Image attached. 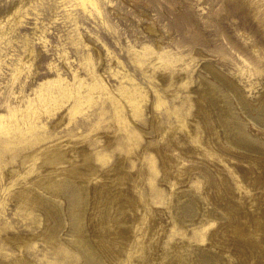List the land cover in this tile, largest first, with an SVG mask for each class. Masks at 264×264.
I'll return each mask as SVG.
<instances>
[{
    "label": "bare ground",
    "instance_id": "obj_1",
    "mask_svg": "<svg viewBox=\"0 0 264 264\" xmlns=\"http://www.w3.org/2000/svg\"><path fill=\"white\" fill-rule=\"evenodd\" d=\"M79 3L91 13L94 8L101 15L98 0H79ZM236 8L247 16L255 14L264 22V0H238ZM147 26L154 30L151 25ZM256 32L264 34V30ZM154 41L156 48L149 44L141 50L130 46L128 51L133 60L140 64L151 55L158 59V62L150 59L149 62L154 69H159L158 78L162 82L185 84L188 64L182 67V73H176L177 57L169 50L160 49L164 43L161 37ZM231 44L237 56L254 63L264 73V39L262 42L251 40L246 43L247 48ZM94 53L99 58L98 64H94L90 54L85 57L89 79L76 72L71 73L70 79L58 73L54 78L39 82L22 103L11 104L7 98L3 99L6 112L0 113V167L12 161L18 149H23L20 164L32 159L35 171L11 193L18 206L29 204L43 214L48 225L44 233L75 264H119L125 258H129L130 264H264V242L259 245L256 239L257 231H264V215L242 210L239 190L232 182V176L237 173L255 182H264V92L253 103L237 81L206 62L204 69L212 78L198 72V86L191 89L192 95H185V112L168 107L157 93L149 108L148 131L160 126L161 117L155 108L162 105L167 116L174 114L177 123L169 129L172 144L157 147L155 154L149 156V166L153 171L160 168L167 176L174 172L186 174L187 168L179 166L180 161L186 155H194L208 176L209 200L184 189L173 190L166 196L156 185L151 186L149 198L161 202L163 210L181 230L193 227L198 240L210 237L211 248L188 243V238L177 241L174 236L166 237L157 230L158 220L153 213L147 215L144 229L135 232L131 219L137 217L142 207L141 195L134 190L135 178L120 164L99 171L89 148L88 132L69 138L65 143L39 147L49 136L45 133L43 112L49 114L65 107L62 121H72L98 103V114L103 117L106 102L111 106L112 134L120 149L132 151L141 144V135L147 131L135 118L142 114L146 92L137 83L125 85L123 80L112 88L98 68L103 64L100 52ZM231 58L234 61L236 57ZM117 72L112 71V74ZM250 121L261 127L258 133L248 129ZM176 127L180 131L178 137L173 136ZM172 149H177L178 154L174 155ZM105 155L96 153L103 161ZM36 159L39 161L35 162ZM60 162L66 165L58 167ZM210 202L215 210L209 206ZM206 220L217 224L207 229ZM138 233H141L139 241ZM0 264L33 263L19 256L2 257Z\"/></svg>",
    "mask_w": 264,
    "mask_h": 264
},
{
    "label": "rangeland",
    "instance_id": "obj_2",
    "mask_svg": "<svg viewBox=\"0 0 264 264\" xmlns=\"http://www.w3.org/2000/svg\"><path fill=\"white\" fill-rule=\"evenodd\" d=\"M237 1L98 0L101 10V15H98L94 8V13L84 9L79 0H0V113L6 112L3 99L7 98L11 104L22 103V99L32 95L33 88L39 82L54 78L58 73L70 79L71 73L76 72L89 79L85 57L90 54L94 64H98L99 58L94 53L98 50L103 62L98 68H101L112 88L123 80L125 85L137 83L146 92L142 114L135 118L138 125L147 131L141 135V144L132 151L120 149L112 134L111 106L106 102L103 117L98 114V103L86 108L87 117L86 113L79 114L75 121H62L65 107L49 114L43 112L44 129L49 136L41 141L39 147L65 143L69 138L88 132L89 148L95 155L93 162L99 171L120 164L125 172L135 178L134 190L142 198L141 210L135 219H131L135 232L144 229L147 215L153 213L158 220L157 230L166 237L174 236L177 241L188 238V243L211 248L210 237L198 240L193 227L181 230L163 210L162 203L149 198L151 186L156 185L166 196L173 190L184 189L209 200L206 191L208 176L194 155H186L180 161L179 166L182 165L189 172L185 171L186 174L174 172L164 175L159 168V159L157 171L149 166V156L155 154L157 147L172 144L169 129L177 123L174 114L167 116L163 105L154 107L161 117V124L149 132V108L157 93H160L168 107L175 110L180 108L185 112V95H192L191 89L198 86V72L212 78L204 69L206 62L237 81L247 97L256 103L264 92V73L254 63L237 56L231 42L243 48H247L246 43L254 39L262 42L264 34H257L256 30L263 31L264 22L255 14L247 16L240 8L235 10ZM87 8L91 9V6ZM147 25L154 30H149ZM156 37L164 40L160 49L169 50L177 57L174 65L176 73H182V67L188 64L185 84L179 81L172 85L162 82L158 78L159 69H154L149 62V59L151 62H158V59L151 55L140 64L133 60L128 48L133 46L141 50L146 44L156 48ZM231 57L236 58L232 61ZM114 58L118 61H114ZM112 71L118 72L112 74ZM249 124L248 129L253 133L261 130L251 121ZM176 129L174 137H178L180 132L179 127ZM190 143L194 145L196 141ZM97 152L106 153L104 161L96 157ZM171 152L178 154L177 149ZM21 153L24 150L18 149L14 159L0 167V201L4 198L0 202V258L24 256L33 264H49L51 261L75 264L44 233L48 225L43 214L29 204L19 207L11 196L25 179H30L35 173L32 159L20 164ZM233 158L231 156V161ZM64 165L65 162H60L57 166ZM201 173L204 176H200ZM232 182L239 190L238 201L242 210L257 216L264 215V182L247 179L241 173L233 175ZM209 206L216 209L212 202ZM211 221L206 220L207 229L216 226L217 223L211 224ZM140 235L137 234V241L141 239ZM256 239L261 245L264 231L258 230ZM128 259L119 264H130Z\"/></svg>",
    "mask_w": 264,
    "mask_h": 264
}]
</instances>
